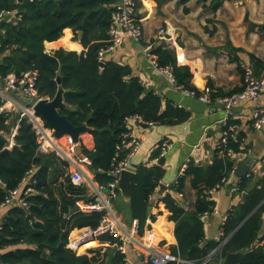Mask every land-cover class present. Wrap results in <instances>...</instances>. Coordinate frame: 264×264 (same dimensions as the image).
Wrapping results in <instances>:
<instances>
[{
	"label": "trees",
	"instance_id": "16d2710c",
	"mask_svg": "<svg viewBox=\"0 0 264 264\" xmlns=\"http://www.w3.org/2000/svg\"><path fill=\"white\" fill-rule=\"evenodd\" d=\"M0 1L2 6H12L7 0ZM116 2L22 0L19 5L23 13L20 23L2 24L4 33L0 34V73L36 69L39 73L37 92L49 98L57 90L56 77L60 78L66 104L60 113L65 114L73 125L85 123L91 127L94 149L85 150V153L99 184L110 181L111 165L127 152V149L117 151L115 148L121 133L129 130L126 119L138 115L143 121L160 124L166 112H160L159 97L146 92L138 78L128 76L129 70L125 66L104 60L100 67L97 51L107 37ZM218 5L219 2L214 7ZM67 28L74 36L78 30L82 31L81 44L86 50L76 52L58 48L52 53L45 52L44 42L59 39L63 31V38L68 41L70 34ZM152 53L158 65L173 67L180 86L193 89L189 69L176 65L173 49L160 44L152 47ZM17 117V114L0 116V152ZM228 146L233 154L237 153L238 139L230 136ZM157 155L155 152L152 158ZM232 157L224 154L210 167L189 163L186 173L193 175L192 185L197 186L199 193L192 211L182 209L168 193L160 198L169 211V219L175 223L177 244L171 251L188 261L170 264H200L212 250L215 251L206 264H264V234L259 235L264 211V179L260 186L249 191L239 207L228 212L220 225L221 234L217 240H205L201 215L210 213L214 202L206 197L203 190L212 188L228 175L233 166ZM66 168L67 164L53 152L43 154L37 151L31 124L22 118L14 136V145L6 153H0V180L4 183L3 187L0 186V205L7 192L17 187L30 170L33 173L28 176V181L35 192L26 196L28 208L13 203L6 209L0 229V264H125L123 254L113 245L115 237L110 233L75 251L65 246L70 230L95 227L102 218L101 212H70V207L77 200H93L86 194L84 183L74 185L71 182ZM60 176L63 179L59 180ZM162 177L159 163L139 164L135 169L130 184L129 209L140 228L147 217L149 195L156 185H160ZM197 180L204 186L197 185ZM248 180L249 175L242 177L241 187Z\"/></svg>",
	"mask_w": 264,
	"mask_h": 264
},
{
	"label": "crops",
	"instance_id": "0c3cea01",
	"mask_svg": "<svg viewBox=\"0 0 264 264\" xmlns=\"http://www.w3.org/2000/svg\"><path fill=\"white\" fill-rule=\"evenodd\" d=\"M136 2L139 10L137 16L143 17L142 41L125 37L120 45L105 53L104 60L125 66L129 70L128 76L138 78L146 92L159 97L160 112L166 111L160 124L148 126L130 117L127 127L133 135L141 138L140 147L130 160L131 168L133 164L138 167L139 164L159 163L163 170L160 184L165 185V188L156 185L158 188L154 187L149 195L147 217L143 227L139 228L138 236L142 237L151 229L155 237V249L159 252H172L171 249L177 244L174 234L175 223L169 219V211L160 198L168 193L185 211L194 209L199 193L197 186L192 185L193 175L186 173L188 165L193 163L196 166L210 167L219 158L224 157L219 146L225 128L232 127L231 136L238 139L239 150L235 154L232 150L230 156H233V166L228 175L222 177L221 182L212 188L203 190L206 197L214 202L213 210L201 215L205 240H217L221 234L222 216L225 214L228 216L230 210L239 207L249 191L254 186H260L264 179V126L255 128L251 120L256 102L264 104V88L256 101L238 99L225 125L221 123L225 116L223 106L215 103L209 105L197 97L205 92L215 98L241 91L245 67L256 76L264 74V0H136ZM218 2L219 5L214 7ZM160 28H166L174 35L176 47L169 48L175 52L176 65L189 69L190 84L193 88L189 90H193L195 95L186 93L178 83L176 86L168 81L144 54L142 50L144 45L161 44L168 47L156 36ZM67 29L70 34L68 41L63 38L65 33L63 31L59 39L44 42L45 52L52 53L58 48L76 52L86 50L71 29ZM56 42L59 45H51ZM163 139H168L171 146L164 159L160 161L159 147ZM79 144L82 157L88 159L85 150L94 149L90 131L80 135ZM155 152H158V155L153 159ZM239 164L248 168L243 176L236 174ZM80 166L86 174L84 180L86 194L90 195L92 200L95 198L105 200L106 193L96 189L99 182L89 164L81 161ZM136 167L132 169L135 171ZM248 175L249 180L241 187L242 177ZM28 176L25 177L26 180ZM180 181L181 186L177 187ZM197 185L204 186L199 180ZM262 203L264 204V199ZM7 207H0V226ZM110 208L128 228L133 218L130 215L129 202L124 201L119 192L117 198L111 201ZM204 216L207 217L206 220ZM262 234L264 211L259 229V235ZM101 248L105 250V246ZM141 251L138 246H128L127 257L132 264H150L143 259ZM214 251L212 250L200 264H206Z\"/></svg>",
	"mask_w": 264,
	"mask_h": 264
},
{
	"label": "built area",
	"instance_id": "2783aa9c",
	"mask_svg": "<svg viewBox=\"0 0 264 264\" xmlns=\"http://www.w3.org/2000/svg\"><path fill=\"white\" fill-rule=\"evenodd\" d=\"M12 6H2L0 1V34L4 33L1 28L2 24H16L20 23L23 13L19 5L22 0H7ZM32 1V0H28ZM138 5L136 0H117L115 4V12L113 13L107 28V37L102 41V46L97 51V58L104 61V56L107 51L114 49L120 45L125 37H131L136 41H142L143 32L141 22L143 17H138ZM157 38L168 47H176V40L173 34L169 33L166 28H160L156 34ZM152 44L142 46V50L147 58L150 60L156 70L163 75L172 84L177 85L173 67L171 65H158L156 56L152 53ZM39 73L36 69H28L21 71H9L5 74L0 73V116L7 117L10 114H17L11 132L8 135L7 143L4 148H11L14 145V136L20 126L22 118L27 119L31 124L33 133L37 141V151L39 153L53 152L60 161L67 164L66 174L69 175L71 182L74 185H81L84 183L86 174L80 166L81 161L90 163L89 159L81 157L76 152V143L72 138L66 134H60L55 137L54 131L44 125V120L41 116L35 114L34 105L39 99L50 98L47 96H40L37 92V79ZM183 89L186 93L195 95L193 90ZM264 88V74L256 76L253 72L245 67L243 75V88L237 93H232L227 96L211 97L207 92L197 95L200 101L211 104L222 105L225 110L221 123L227 124L228 115L238 99H252L257 100L258 94ZM136 118L139 123H145L148 126L154 122H146L140 116H131ZM130 118V117H129ZM127 118L126 120L128 121ZM9 118H7L8 121ZM251 120L255 128L264 126V104H255ZM232 134V127L225 128L220 139V152L222 155H232V149L228 146V138ZM80 141V136H79ZM141 138L136 137L130 131L121 133V138L115 144L117 151L127 149L125 156L112 164L109 170L111 176L110 181L106 184H99L96 189L99 192L105 191V200L95 198L93 201H80L75 203L79 206L81 211L101 212L102 218L95 227L84 226L81 228H73L68 234V239L65 246L71 250H78L81 246L99 238L100 236L110 233L115 237L113 245L123 254L125 264H132L127 257V248L129 245L138 246L142 249V257L150 264H170L188 263V261L180 259L170 251L159 252L155 249V237L151 229H148L142 237H139L140 224L137 219H132L128 228H126L118 219V216L111 210L110 203L116 199L119 190L117 189L118 178L121 170L131 168V158L140 147ZM171 143L168 139H163L159 147V157L166 154L170 148ZM116 151V155L118 152ZM186 165L183 166L185 168ZM182 168V169H183ZM33 173L29 171V175ZM63 179V178H61ZM59 179V180H61ZM35 182V180H33ZM32 182V183H34ZM158 187L155 186V189ZM35 192L34 187L30 184L28 179L24 177L20 184L10 189L4 197L0 207L9 206L11 204H18L24 208H28L29 204L26 196ZM164 192H162V195ZM227 214L222 216V221H225ZM1 229V226H0ZM104 246V245H103Z\"/></svg>",
	"mask_w": 264,
	"mask_h": 264
},
{
	"label": "water",
	"instance_id": "95a60500",
	"mask_svg": "<svg viewBox=\"0 0 264 264\" xmlns=\"http://www.w3.org/2000/svg\"><path fill=\"white\" fill-rule=\"evenodd\" d=\"M77 39L81 41L82 39V31H77ZM100 67L103 66L104 62H99ZM56 82L58 84L57 90L52 98L47 99H39L34 105L35 114L41 116L44 120V125L52 129L54 131L55 137H58L60 134L69 135L73 142L76 143V152L82 157L81 147L79 144V136L84 132H89L91 127L87 124L83 123L81 125H73L65 114L60 113V110L66 108V104L63 100V88L60 85V78L56 77ZM144 125V124H143ZM8 148H4L0 153H6ZM164 159V156L160 157V161ZM136 165L133 164L132 168H135ZM130 169L121 170L118 178L117 189L119 190L120 196L124 201H130V184L135 175V171ZM248 168L242 164H239L236 168L237 176H243L247 173ZM0 186H4V183L0 180ZM161 188H165L163 183L160 184ZM245 196V193H244ZM79 210V206L75 203L70 207V212H75ZM204 220L207 219L206 216L203 217ZM257 241H255L256 243ZM205 241L202 242L204 244Z\"/></svg>",
	"mask_w": 264,
	"mask_h": 264
}]
</instances>
